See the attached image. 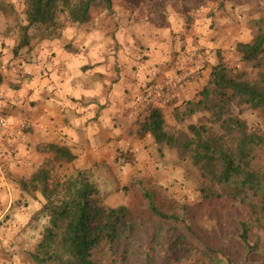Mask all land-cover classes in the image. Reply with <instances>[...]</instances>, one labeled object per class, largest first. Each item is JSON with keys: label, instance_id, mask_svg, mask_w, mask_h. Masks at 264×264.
I'll return each instance as SVG.
<instances>
[{"label": "clouds", "instance_id": "9594fccd", "mask_svg": "<svg viewBox=\"0 0 264 264\" xmlns=\"http://www.w3.org/2000/svg\"><path fill=\"white\" fill-rule=\"evenodd\" d=\"M221 2L200 0L184 12L164 0L156 26L148 0H56L47 30L38 31L41 22L29 18L35 0H0V264L70 259L62 239L48 236L57 235L55 210L85 182L94 189L89 201L102 207H127L126 188L152 192L180 212L199 203L200 169L193 176L181 152L202 151L201 124L229 154L249 137L243 162L257 176L251 199L264 204V105L230 86L227 111L201 105L205 90L215 97L214 71L225 65L235 84L264 91V64L242 51L264 45V0ZM153 109L164 110L161 134H183L187 151H170L144 129ZM52 146L71 160L57 159Z\"/></svg>", "mask_w": 264, "mask_h": 264}, {"label": "trees", "instance_id": "16d2710c", "mask_svg": "<svg viewBox=\"0 0 264 264\" xmlns=\"http://www.w3.org/2000/svg\"><path fill=\"white\" fill-rule=\"evenodd\" d=\"M28 2V0H26ZM36 7L33 12L29 13V18L33 23L40 21L38 30H47L53 19L56 9V0H47L40 6L39 0H35ZM88 5L85 4L82 15H86ZM26 31V30H25ZM24 44L28 43V37H24ZM261 45L258 41L255 47L242 49L245 53V60L255 61L258 64H264V57L256 59L259 56ZM225 66L214 71L215 80L218 91L214 98H210L207 90L203 94L205 99L201 101L202 106L211 103L213 107H218L220 112L226 111L228 86L235 88L239 92H243V98L251 96L254 101L264 105V91L260 89H250L246 85L235 84L232 81L231 73L224 71ZM264 79V75H262ZM219 119V115H217ZM228 124V121L224 122ZM163 125L162 109H153L149 122L143 127L147 130L149 127L154 129L158 134L157 139L164 140L169 145L177 144L178 148L185 151L189 149L191 141L187 139L183 141L176 140L170 135L161 134V126ZM195 126H190L193 129ZM243 128V125H240ZM211 129L204 128L198 132V138L207 133V141L201 140L202 151L195 154L189 152L194 164L198 165L203 183L199 186V190L203 199L212 197L222 198L228 197L241 204L248 205L259 222L261 218L264 221V204L260 206L255 203L252 196L256 195L257 176L249 166L243 161L247 158L245 145L249 137L239 140L238 145L233 144L229 150H226L220 142L212 135ZM195 131V129H193ZM242 135V133H237ZM223 139L222 137L220 138ZM51 151L56 153L59 158H67L71 160L69 153L63 148L52 146ZM242 165V166H241ZM49 173H41L39 179L43 181L49 180ZM74 185L70 186L71 188ZM94 191L92 185L85 182L83 187L76 192V197L71 204H64L55 210V219L53 221L57 228V235L53 236L49 233L48 239H62L63 244L71 251V258L66 262L59 261V264H98L92 257L93 252L100 248L109 246L126 231V228L132 230L135 216L128 207H102L96 201H89L88 196ZM143 195L147 200L150 211L165 220L166 222H181V216L175 213H167L158 209L151 195L144 191ZM103 242V244H102ZM45 248V245H41ZM59 259V257H57ZM43 264V262H42Z\"/></svg>", "mask_w": 264, "mask_h": 264}, {"label": "rangeland", "instance_id": "374dc122", "mask_svg": "<svg viewBox=\"0 0 264 264\" xmlns=\"http://www.w3.org/2000/svg\"><path fill=\"white\" fill-rule=\"evenodd\" d=\"M172 3L174 8L179 5L187 12L197 8L200 0H172ZM163 6L164 0H148L145 4L152 14L150 22L156 26L164 23L161 18ZM220 7L223 8V0ZM217 56H220L219 51ZM190 115L191 112L189 118ZM176 118L183 122L180 115ZM175 139L183 141L186 138L181 134ZM167 146L170 151L178 148L176 143ZM181 158L188 161L195 176L199 167L193 166L189 152L187 155L181 152ZM125 191L127 207L135 216L133 228H126L110 247H100L93 252L92 258L98 264L101 258L106 264H264V221L255 219L248 205L228 197L202 198L195 205L182 206L180 212L145 190L158 209L180 215L182 219L180 223L166 222L150 211L143 192L137 194L127 188ZM254 201L260 206L259 200Z\"/></svg>", "mask_w": 264, "mask_h": 264}]
</instances>
